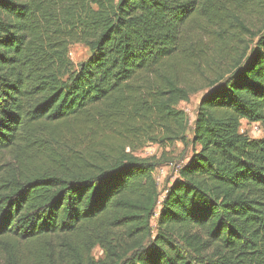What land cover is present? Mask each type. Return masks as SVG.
<instances>
[{
	"label": "trees",
	"instance_id": "1",
	"mask_svg": "<svg viewBox=\"0 0 264 264\" xmlns=\"http://www.w3.org/2000/svg\"><path fill=\"white\" fill-rule=\"evenodd\" d=\"M260 5L0 0V264H264V28L240 20ZM243 36L191 123L202 63ZM178 142L162 196L166 157L138 152Z\"/></svg>",
	"mask_w": 264,
	"mask_h": 264
},
{
	"label": "rangeland",
	"instance_id": "2",
	"mask_svg": "<svg viewBox=\"0 0 264 264\" xmlns=\"http://www.w3.org/2000/svg\"><path fill=\"white\" fill-rule=\"evenodd\" d=\"M246 13L247 15L240 17L241 22L246 27L252 29L255 33H258L260 29L264 28V5H260L256 10L248 8ZM239 26L240 25L237 21H232V27L230 28L235 29V27ZM231 31L234 32L235 30ZM228 35L231 37V33ZM243 38L245 41H240L237 37L231 38V43L226 48L227 56L222 58L215 56V59H209V63L206 61L202 63L200 72L195 75L193 80L196 91L190 96V99L187 102H181L179 105V108L186 112L191 123L195 119L197 106L202 95L209 89L208 84H210V81L217 78V76L226 74L229 68H231L235 56H239L248 43L253 44L256 40L255 38L251 41L250 36H243ZM89 54V49L82 44H74L70 48V56L76 64L88 57ZM241 131L254 138L263 135V129L259 124L249 123L247 121L242 122ZM189 136L191 137L190 131ZM190 152L191 147L185 149L181 142H178L173 146H168L167 148H163L159 144H148L139 150L138 154L142 157H166L163 158L166 162H164L156 171V177L162 196L165 195V188H167L175 177H177L178 168L185 162ZM93 254L98 259L104 256V252L100 247H96L93 250Z\"/></svg>",
	"mask_w": 264,
	"mask_h": 264
}]
</instances>
